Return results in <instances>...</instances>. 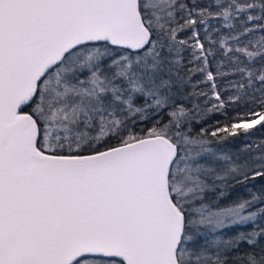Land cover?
<instances>
[{
  "label": "water",
  "instance_id": "water-1",
  "mask_svg": "<svg viewBox=\"0 0 264 264\" xmlns=\"http://www.w3.org/2000/svg\"><path fill=\"white\" fill-rule=\"evenodd\" d=\"M150 42L139 0H0V264H179L173 141L156 134L60 156L37 147V122L23 111L76 47L138 52Z\"/></svg>",
  "mask_w": 264,
  "mask_h": 264
},
{
  "label": "trees",
  "instance_id": "trees-1",
  "mask_svg": "<svg viewBox=\"0 0 264 264\" xmlns=\"http://www.w3.org/2000/svg\"><path fill=\"white\" fill-rule=\"evenodd\" d=\"M139 9L151 33V44L145 49L131 52L118 48L116 52L105 43L73 49L93 45L94 50L107 45L118 56L136 54L143 60L128 63L104 58L93 68L90 95L97 102V106L93 104V135L105 136L92 150L77 152L56 148L51 138L54 135L49 134L52 150L47 152L40 142L42 120L34 111V97L23 111L37 122V147L55 155L75 156L166 132L161 135L177 146L175 161L180 165L178 160L195 156L199 165L198 174L183 181L201 196L179 204L170 194L184 216L180 246L195 208L203 203L215 209L231 207L251 214L252 219L217 229L221 241L231 245L224 263L264 264V0H168L153 6L148 17ZM158 9L164 14L162 27L154 18ZM197 43H201L198 48ZM84 62L76 63L73 76ZM140 72L152 81L154 92L132 91V82ZM207 74L216 79L215 88ZM176 84L181 85L179 90ZM214 92L219 95L214 97ZM113 116L119 119L111 122ZM251 120L257 122L237 125ZM59 136L57 143L66 142ZM190 248L196 251L195 256H201L202 245L195 246L192 240Z\"/></svg>",
  "mask_w": 264,
  "mask_h": 264
},
{
  "label": "rangeland",
  "instance_id": "rangeland-1",
  "mask_svg": "<svg viewBox=\"0 0 264 264\" xmlns=\"http://www.w3.org/2000/svg\"><path fill=\"white\" fill-rule=\"evenodd\" d=\"M167 1L139 0V7L147 15L146 17H148L153 6L166 3ZM163 16V12L159 9L154 13V18L157 19L160 27L164 26L161 22ZM145 23L147 24V22ZM196 45L198 48L201 43H197ZM113 49L118 52V48ZM114 50L107 45L93 50L92 45V47H83L70 51L53 69L54 72L46 74L39 82L35 95L36 102L34 103V111L37 112L39 118L42 120L40 121L42 122L43 134L40 136V142L47 152H51L52 150L48 141L50 138L49 134L54 135L51 138L56 148L67 147L77 152L92 150V147L97 145L101 138L105 136L104 134L93 135V104H97V102H93V96H91L93 95V68L104 58H111L120 62L127 60L128 63L134 60L143 62L136 54L118 56ZM80 60L86 62H84V65L79 69L78 73L73 76L77 70L76 63ZM207 77L210 85L215 88L217 83L216 79L213 75L209 74H207ZM90 82V86H85ZM132 83L134 84L132 91L136 94H144L147 90H150V92L155 91L152 86V81L148 79L145 72H140L139 76H135V80ZM108 87H110V84ZM180 87L181 85L179 84L175 85L177 90ZM111 94L110 92H105L107 96H111ZM218 95L219 92L213 93L214 97ZM117 97L120 100L122 99L121 95ZM95 111H99V106L95 107ZM118 119L119 117L113 116L111 122L117 121ZM256 122L257 120H251L245 124L237 125L253 126ZM164 133L166 132H156V134ZM59 135H62L66 142L57 143V138L59 139L60 137ZM195 159L196 157L192 156L191 158L178 160L179 162L182 161L180 165L175 160L172 163L170 169L171 176L168 178V187L170 194L175 195L179 204L193 201L198 196H201L197 194L198 191L195 188L187 187L185 181H183L185 177L190 180L193 179V174H198L199 165L195 163ZM194 213L195 215L193 214L187 220L185 238L181 246L179 245L180 249L179 247L177 249V251L179 250V257H177L178 262H180L179 264H190L191 262V264H230L224 263V260L226 259L225 256L228 250L231 249V245L227 246V242L221 241L217 235V229L228 224H245L252 219V215L243 214L242 210L231 207L222 209L211 208L210 205L205 203L195 208ZM194 217H196V223L193 225ZM192 240L195 246L200 247L202 245L201 258L195 256L196 251L191 250ZM204 251H207L208 254H203ZM75 264L121 263L105 258L87 257L78 260Z\"/></svg>",
  "mask_w": 264,
  "mask_h": 264
}]
</instances>
